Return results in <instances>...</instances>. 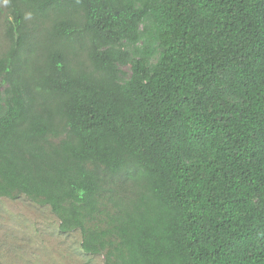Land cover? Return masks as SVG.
Returning <instances> with one entry per match:
<instances>
[{
    "label": "trees",
    "instance_id": "obj_1",
    "mask_svg": "<svg viewBox=\"0 0 264 264\" xmlns=\"http://www.w3.org/2000/svg\"><path fill=\"white\" fill-rule=\"evenodd\" d=\"M6 10L0 199L104 264H264V0Z\"/></svg>",
    "mask_w": 264,
    "mask_h": 264
},
{
    "label": "rangeland",
    "instance_id": "obj_2",
    "mask_svg": "<svg viewBox=\"0 0 264 264\" xmlns=\"http://www.w3.org/2000/svg\"><path fill=\"white\" fill-rule=\"evenodd\" d=\"M0 52L6 18V0H1ZM128 67L125 68L128 71ZM75 250V251H74ZM0 264H104L103 256L89 255L80 248V233L62 234L58 219L48 206L25 197L0 199Z\"/></svg>",
    "mask_w": 264,
    "mask_h": 264
},
{
    "label": "bare ground",
    "instance_id": "obj_3",
    "mask_svg": "<svg viewBox=\"0 0 264 264\" xmlns=\"http://www.w3.org/2000/svg\"><path fill=\"white\" fill-rule=\"evenodd\" d=\"M119 210V209H118ZM75 251V250H74Z\"/></svg>",
    "mask_w": 264,
    "mask_h": 264
}]
</instances>
